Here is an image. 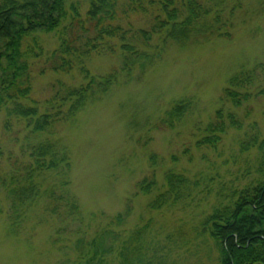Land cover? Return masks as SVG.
Returning a JSON list of instances; mask_svg holds the SVG:
<instances>
[{
	"label": "rangeland",
	"instance_id": "rangeland-1",
	"mask_svg": "<svg viewBox=\"0 0 264 264\" xmlns=\"http://www.w3.org/2000/svg\"><path fill=\"white\" fill-rule=\"evenodd\" d=\"M72 1L84 15L89 0ZM224 8L230 37L170 42L143 76H119L73 122L57 126L56 136L70 153L68 191L75 196L76 212H63L62 201L49 199L23 213L12 212L0 186V264H219L218 247L200 230V221L227 187H242L260 177V155L256 149L240 152L241 133L233 129L215 150H198L194 141L204 135L219 108L228 78L264 62V0H227ZM123 21L144 28L150 17L130 12ZM36 35L43 54L34 59L31 96L42 101L56 78L79 82L81 77L41 71L58 39L54 32ZM119 62L116 54L93 55L87 67L92 74H104ZM182 97L191 99V113L173 129L155 128L163 112ZM228 106L243 120L244 129L255 124L264 136V97H252L239 108ZM3 122L0 110V176L9 169L8 152L18 154L13 136L21 129L15 124L9 133ZM152 153L156 165H150ZM168 169L199 184L183 199L151 207L150 201L167 189L163 174ZM151 174L158 185L144 194L136 183ZM49 177V182L57 179L55 174ZM62 189L56 188V194ZM57 204L58 211L50 212Z\"/></svg>",
	"mask_w": 264,
	"mask_h": 264
},
{
	"label": "trees",
	"instance_id": "trees-1",
	"mask_svg": "<svg viewBox=\"0 0 264 264\" xmlns=\"http://www.w3.org/2000/svg\"><path fill=\"white\" fill-rule=\"evenodd\" d=\"M226 1L89 0L82 15L78 2L72 0H0V110L6 131L12 133L17 124L21 126L17 133H23L22 137L13 136L19 142L18 154L8 152L9 169L0 176L12 212L23 213L42 199L62 201L63 212H76L75 196L68 191L70 153L56 136L57 126L73 122L90 102L106 94L119 76H143L170 42L185 44L230 37L231 23L223 21ZM130 12L149 16L147 27L124 24ZM38 32H54L58 39L41 71L67 75L76 72L81 77L79 82L56 78L50 95L42 101L31 96L32 66L34 59L43 54ZM106 54L119 57L118 67L92 74L87 61L93 55ZM263 74L264 62L232 74L222 89L219 108L205 125L204 135L194 141L198 150H215L233 129L241 133L237 138L240 152L256 149L260 155V177L242 187L226 186L228 192L224 196L221 193V199L200 221V230L208 232L218 247L219 264H264V136L255 124L244 129L243 120L228 106L239 108L252 97H264ZM191 105L190 98L174 100L155 128H175L191 113ZM182 152H188V148ZM149 161L156 165L154 153ZM50 174L57 176L56 181H48ZM163 175L167 189L150 201L151 207L183 199L199 184L197 179L191 180L173 169L165 170ZM44 184L50 186L43 188ZM157 185L152 174L136 183L144 194ZM56 188H63L58 195ZM59 207L52 206L50 212Z\"/></svg>",
	"mask_w": 264,
	"mask_h": 264
}]
</instances>
